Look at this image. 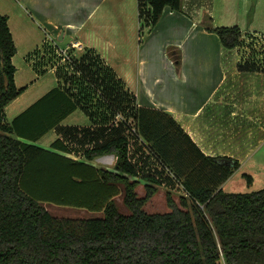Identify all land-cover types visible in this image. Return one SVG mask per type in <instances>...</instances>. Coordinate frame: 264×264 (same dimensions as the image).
<instances>
[{
    "label": "trees",
    "instance_id": "obj_1",
    "mask_svg": "<svg viewBox=\"0 0 264 264\" xmlns=\"http://www.w3.org/2000/svg\"><path fill=\"white\" fill-rule=\"evenodd\" d=\"M166 6L181 11L182 0H138L139 18L152 28ZM210 23L208 16L203 25L223 47L240 44L239 26ZM15 51L7 16L0 14V264H264V187L249 192L221 187L239 167L238 160L204 154L170 112L137 106L124 82L92 49L70 56L71 70L56 72L61 84L7 122L5 106L24 89L14 81ZM169 54L179 59L178 49ZM257 67L239 65L243 71ZM76 108L96 127L80 137L70 128V134L81 144L93 141L83 151L86 159L115 155L112 169L18 138L36 140L53 127L62 129L58 124ZM120 112L132 123L117 119ZM129 135L145 148L141 165L131 160ZM52 144L68 152L62 140ZM39 158L62 166L61 187L53 186L62 196L57 202H73L102 215H52L32 193ZM148 163L156 167L144 170ZM243 175L249 182L250 175ZM163 182L182 186L178 202L167 190L169 210L146 212L145 203ZM141 183L144 193L139 195ZM119 194L127 214L114 199Z\"/></svg>",
    "mask_w": 264,
    "mask_h": 264
},
{
    "label": "crops",
    "instance_id": "obj_2",
    "mask_svg": "<svg viewBox=\"0 0 264 264\" xmlns=\"http://www.w3.org/2000/svg\"><path fill=\"white\" fill-rule=\"evenodd\" d=\"M231 6L230 0H182L181 11L166 6L152 28L139 18L138 0H0V14L7 16L15 54L21 48L25 58H31L40 48L38 45L30 49L28 42L50 40L66 42L63 49H92L124 82L137 106L170 112L204 154L238 160L239 167L221 187L227 192H239L231 180L240 172L250 175L249 182H255V176L264 182V65L257 63L255 71L239 69L240 63L250 59L264 62L260 55H248L250 49L246 47L251 42H264V35L257 37L256 23L252 21L245 29L246 36L241 31L237 47H223L219 37L205 30L202 23L209 16L213 26L233 22L239 26L244 13L240 16ZM170 49L179 50L178 60L169 54ZM14 55L15 85L24 89L5 106L7 122L61 84L55 67L45 65L39 55L38 74L50 69L56 85L25 103L29 88L28 84L16 83ZM77 110L87 117L86 121L75 116ZM58 127L62 129L53 127L36 140L18 138L96 167L113 168L115 155L86 159L83 151L93 141L81 144L70 134V128L78 130L80 137L85 129L93 131L96 127L81 108L66 115ZM129 136L131 160L141 165L145 148L136 137ZM56 139L67 144V153L53 146ZM154 167L155 163H148L144 170Z\"/></svg>",
    "mask_w": 264,
    "mask_h": 264
},
{
    "label": "rangeland",
    "instance_id": "obj_3",
    "mask_svg": "<svg viewBox=\"0 0 264 264\" xmlns=\"http://www.w3.org/2000/svg\"><path fill=\"white\" fill-rule=\"evenodd\" d=\"M230 2L232 5L231 9L234 8L235 10H238L240 16L242 15V13H244V18L242 20L243 22H241L240 24L237 23L242 31L243 36H246L245 29L247 30V27L253 21V23H256L255 27L257 28V31L254 33L258 35L257 37L262 38V36L264 35V0H230ZM235 23L236 22H233L232 24ZM203 24L204 23H202V25ZM210 24L211 26H213L212 19ZM232 24H228V25L221 24L218 26H223V25L231 26ZM65 44L66 42H58V41L51 42L50 40H47L46 42H28L27 47H31L30 49L37 47L38 45L40 47L36 52V54H34V56H32L31 58H25V53L21 48L19 52H16V54L14 55V61L17 67L15 73L16 83L18 85L28 84V88H29L27 93H25L26 95H24L27 96V100L25 101V103H28L32 99L34 100L35 97H38V95L44 93V91H46L48 88L56 85L55 75L50 69L46 70V72H44L43 74H38L37 71H40V67L39 68L36 67L37 66L36 61L41 59V56L39 55H42V57L44 58L43 61L45 65H47L48 67H55V72H57L59 68H64V70H71L69 66L70 64H68V62L71 63L73 59H71L70 56L78 58L86 50V48L77 50L75 49V47L70 46L68 48H64L66 49L65 50L66 52H64L63 47H65ZM246 47L250 49L248 55H253V57H255L256 55H260L264 57V42H251V45L247 44ZM66 56H68V58H66ZM36 58L38 59L36 60ZM255 60H256L255 58L250 59L245 63L254 64L256 67H257V63L260 65H264V62H262V60H260V62ZM38 75L41 76L38 77ZM72 87H73L72 89H75L74 85ZM94 103L95 100H92L91 105L94 106ZM6 112H7V117L10 118L11 117L10 115L12 114L11 111H9V107L7 108ZM75 114H76L75 116L79 115L81 118H83L80 121L87 120V117H85V115L80 110H77ZM123 118H126L127 121H129V123H132L130 121L131 117L129 115L126 116L125 114H123V112H120L117 116V119L123 120ZM35 164L36 165H35L34 174L37 176V179H35V183L32 185V190H33L32 193L34 196L42 199V203L45 205V207L52 215L58 217H72V218L99 217L102 215L101 211L90 210L85 207L77 206L73 204V202H69V203L57 202L56 198L59 197L62 198V196L60 194V190L54 191V189L56 188H54L53 186L58 185L57 186L58 188L61 187V184L63 182L61 177L62 166L57 162H54L47 158H39L36 160ZM256 177L257 179H260L258 178L259 176H255V182L253 183L248 182L245 175L241 174L240 172V174L235 175L231 181L234 182L235 190L239 192H249L264 187V182L262 183L259 182L256 179ZM167 190H171V193L177 202L179 195L183 193L182 186L179 183H173L170 185L166 183L165 185H160L158 187L157 192L152 196L151 199H149L145 203L144 205L145 211L149 213L167 212L169 210L165 199V192ZM137 191L139 195H142L144 193L143 186L139 185ZM114 199L117 202L119 210L127 214L129 210L122 203V195L119 194L115 196Z\"/></svg>",
    "mask_w": 264,
    "mask_h": 264
},
{
    "label": "built area",
    "instance_id": "obj_4",
    "mask_svg": "<svg viewBox=\"0 0 264 264\" xmlns=\"http://www.w3.org/2000/svg\"><path fill=\"white\" fill-rule=\"evenodd\" d=\"M65 50H66V49H63L64 52H66ZM65 55H66V54H65ZM66 58H68V56H66Z\"/></svg>",
    "mask_w": 264,
    "mask_h": 264
}]
</instances>
